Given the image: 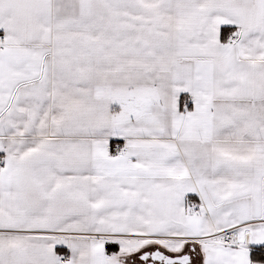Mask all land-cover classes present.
Listing matches in <instances>:
<instances>
[{"label":"snow or ice","instance_id":"6c2138e0","mask_svg":"<svg viewBox=\"0 0 264 264\" xmlns=\"http://www.w3.org/2000/svg\"><path fill=\"white\" fill-rule=\"evenodd\" d=\"M0 264H264V0H0Z\"/></svg>","mask_w":264,"mask_h":264}]
</instances>
